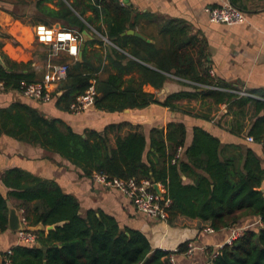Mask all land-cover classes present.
Wrapping results in <instances>:
<instances>
[{"label": "trees", "instance_id": "obj_1", "mask_svg": "<svg viewBox=\"0 0 264 264\" xmlns=\"http://www.w3.org/2000/svg\"><path fill=\"white\" fill-rule=\"evenodd\" d=\"M31 4L28 14L9 13L18 18L28 17L32 24L41 22L51 26L58 21L62 28L81 38L85 29L92 35L84 41L81 59L69 65L59 84L61 93H54L60 108L71 110L70 104L91 83L96 89L93 103L96 108L115 111L141 107L152 100L142 85L161 87L169 74H173L189 80L184 83L193 90L167 95L164 105H173L171 100L183 96H201L211 97L216 103L251 101L264 111L262 99L243 96L236 99L234 93L212 87L217 81L208 67L202 65L204 47L198 44L196 50L190 49L188 46L194 42L185 37L183 26L164 27L167 45L160 46L126 32L129 26H134L132 13L120 0H31ZM103 36L123 51L106 43ZM95 43L106 45L107 52L103 55L98 50H89ZM0 58L3 61L0 81L5 90H19L22 81H33L41 75L31 62L13 61L1 51ZM105 59L118 72L101 79L98 74ZM132 69L138 70L139 80L130 78L121 88L123 74ZM14 109H17L14 105L0 108V133L56 151L89 176L97 172L109 178L149 179L160 183L163 195L170 200L165 209L171 224L180 213L207 223L213 230L259 218L260 225L247 226L239 236L224 243L209 264H264V166L252 149L247 148L244 153L225 152L218 137L201 126L192 128V139L187 145L185 125L170 121L165 127L150 129L151 149L145 157L146 141L140 124L126 120L111 122L100 131L90 129L82 134L58 118H47L33 109H27L26 116L14 114ZM255 124L259 131L251 136L262 141L264 112ZM178 147L182 148L181 156L172 162ZM197 167L206 175L198 172ZM183 175L192 181L184 182ZM0 180L6 188L3 191L0 187V230L8 229V200L20 210L28 225L63 221L48 231L36 230L39 245L16 243L10 253L3 251L12 264L44 261L46 264H171L168 256L172 251L152 248L138 228L121 225L115 216L101 209L88 208L81 212L78 199L52 180L32 177L19 167L6 168ZM187 249L188 241H185L175 251Z\"/></svg>", "mask_w": 264, "mask_h": 264}, {"label": "crops", "instance_id": "obj_2", "mask_svg": "<svg viewBox=\"0 0 264 264\" xmlns=\"http://www.w3.org/2000/svg\"><path fill=\"white\" fill-rule=\"evenodd\" d=\"M224 1L227 0H121V3L132 13L134 26H129L128 29L138 31L144 36L143 39L157 45H167L168 36L164 27L169 24L183 26L186 30L185 37L194 42V45L188 47L192 50H196L198 44L204 47L205 58L202 65L208 67L211 76L217 81L214 88L230 91L236 95V99L243 96L264 100V0H228L244 12L246 18L242 23L209 21L208 9ZM49 4L55 6L53 3ZM35 24L29 18L19 19L0 9V51L13 61L31 62L38 70L43 65V71L40 70L41 75L37 77L40 79L48 61L49 46L35 39ZM51 26L61 27L58 21ZM80 39L81 42L82 38ZM103 39L123 51L105 36ZM106 48V45L97 43L89 46V50H98L103 55L107 52ZM127 54L131 56L130 53ZM52 61L69 62L71 65L75 60L66 52H61ZM104 64L98 74L101 79L118 72L107 59ZM139 76L136 69L126 71L121 88L129 83L130 78L138 81ZM61 81L63 79L53 86L52 98L47 102L29 98L19 90L0 89V108L14 105L17 109L12 112L25 116L27 109H33L47 118L62 120L65 125L82 134L90 129L100 131L111 122L126 120L140 124L146 141L145 157L151 149L152 127H165L170 121L182 122L186 129L185 144L188 145L192 139V128L201 126L218 137L225 152L244 153L250 148L264 166V141L246 139L247 135L259 131L255 121L264 112L257 109L251 101L216 103L211 97L183 96L171 100L173 105H164L167 95L193 90L192 86L184 83L190 82L189 80L169 74V79L161 87H154L150 83L142 85V90L152 95V100L144 106L110 111L92 105L75 113L57 105L54 93H61ZM10 167H19L32 177L56 182L64 192L71 193L78 199L81 212L88 208L101 209L115 216L121 225L138 228L149 239L152 248L172 251L175 264H209L210 258L218 249L229 242L230 228L213 230L207 223L189 218L183 213L178 215L174 224L167 219L149 217L138 212L121 190L106 187L96 181L93 177L96 172L91 176L86 175L79 165L60 153L1 132L0 174ZM197 171L206 175L202 168L197 167ZM182 178L184 182L192 181L185 175ZM0 187L6 191L1 180ZM158 187L164 192L160 183ZM252 222L254 223H248ZM246 225L243 223L237 226ZM185 241L193 245L192 251L176 252L178 245ZM16 243V231L9 228L0 230V263L3 260L1 250L10 249Z\"/></svg>", "mask_w": 264, "mask_h": 264}, {"label": "built area", "instance_id": "obj_3", "mask_svg": "<svg viewBox=\"0 0 264 264\" xmlns=\"http://www.w3.org/2000/svg\"><path fill=\"white\" fill-rule=\"evenodd\" d=\"M208 18L209 21L215 23L235 24L244 22L246 16L241 9L227 0L216 6L210 7L208 9ZM34 35L38 42L49 46L48 61L45 64L42 77L33 81H22L19 91L29 98L47 102L52 98L53 86L57 85L60 80L65 78L69 68V62H54L52 59H54L59 53L66 52L72 60H76L81 39L77 33L71 30L62 27L49 26L44 23L35 24ZM0 89H3L1 81ZM95 95L96 89L94 84L91 83L82 93L77 95L75 101L70 104L71 110L75 113L84 111L93 105ZM246 139L252 141L253 137L247 135ZM181 150L182 148L178 147L171 159L172 162H175L181 156ZM93 177L96 181L106 187H115L121 190L131 200L138 212L149 217L166 219L167 211L165 207L169 204L170 200L163 195L162 190H160L161 193L158 194L153 188L154 183L149 179L136 181L134 178H109L105 174L97 172L94 173ZM157 184L159 185L158 182ZM21 220L27 225L22 217ZM256 224H261L259 218L257 219ZM245 228L246 226L231 227L229 241L239 236ZM208 229L210 230V228ZM16 232L17 243H26L30 245L36 244L37 235L35 231L24 228L19 229ZM192 249L193 245L188 243V249L185 253H190ZM3 251L8 254L11 250H1V252ZM7 254H2L3 260L5 261V264H12ZM168 259L171 264H175L172 253L169 254Z\"/></svg>", "mask_w": 264, "mask_h": 264}, {"label": "water", "instance_id": "obj_4", "mask_svg": "<svg viewBox=\"0 0 264 264\" xmlns=\"http://www.w3.org/2000/svg\"><path fill=\"white\" fill-rule=\"evenodd\" d=\"M126 32L127 33H133V34H135L141 38H144V36L141 33H139L138 31H135L133 29H128V30H126ZM89 38H91L90 32L87 29L83 30L82 31V41L80 42L79 52H78V56H77L78 59H81L84 41H86ZM0 62H3L1 58H0ZM153 188L155 189V191L158 194L161 193L157 182H155L153 184ZM7 205H8V223H7V226L12 231H17L19 229H24V228H27V229L32 230V231H36V230L48 231L49 229L53 228L55 225L61 224L63 222V221H60V222L48 224V225H43L41 222H39L36 225H28V224L26 225L21 220L20 211L11 203L10 200L7 201ZM36 245H39V244L36 243ZM43 264H46V262L44 261Z\"/></svg>", "mask_w": 264, "mask_h": 264}, {"label": "rangeland", "instance_id": "obj_5", "mask_svg": "<svg viewBox=\"0 0 264 264\" xmlns=\"http://www.w3.org/2000/svg\"><path fill=\"white\" fill-rule=\"evenodd\" d=\"M15 1H17V0H0V5H2V6H0L1 7L0 9L3 11H6L8 13L10 11H13L17 14H23V15H24V13L28 14L30 12V9L32 8L31 0H21V1L19 0L20 4L15 3ZM23 1H24V3H23ZM25 7L27 8L26 12H25ZM11 15L14 16L13 14H11ZM20 18H22V17H20ZM26 18H28V17H26ZM39 70H43V65L39 68ZM246 224H247L246 225V227H247V226L256 224V222L254 221V223L252 222L250 224L249 223H246Z\"/></svg>", "mask_w": 264, "mask_h": 264}]
</instances>
